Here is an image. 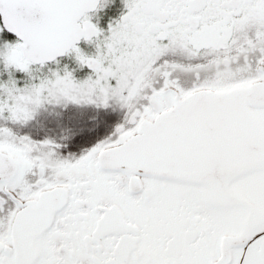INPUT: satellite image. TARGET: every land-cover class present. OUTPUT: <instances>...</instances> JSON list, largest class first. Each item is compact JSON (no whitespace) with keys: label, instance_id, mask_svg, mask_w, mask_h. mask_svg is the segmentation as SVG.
Returning a JSON list of instances; mask_svg holds the SVG:
<instances>
[{"label":"snow or ice","instance_id":"obj_1","mask_svg":"<svg viewBox=\"0 0 264 264\" xmlns=\"http://www.w3.org/2000/svg\"><path fill=\"white\" fill-rule=\"evenodd\" d=\"M0 264H264V0H0Z\"/></svg>","mask_w":264,"mask_h":264}]
</instances>
